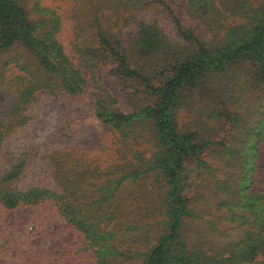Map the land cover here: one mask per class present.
I'll return each instance as SVG.
<instances>
[{
    "label": "rangeland",
    "instance_id": "obj_1",
    "mask_svg": "<svg viewBox=\"0 0 264 264\" xmlns=\"http://www.w3.org/2000/svg\"><path fill=\"white\" fill-rule=\"evenodd\" d=\"M14 1L77 89L0 47V264H150L173 224L165 264H264V40L214 64L253 40L264 0Z\"/></svg>",
    "mask_w": 264,
    "mask_h": 264
},
{
    "label": "trees",
    "instance_id": "obj_2",
    "mask_svg": "<svg viewBox=\"0 0 264 264\" xmlns=\"http://www.w3.org/2000/svg\"><path fill=\"white\" fill-rule=\"evenodd\" d=\"M253 30V40L248 43H242L237 45L234 48H225L220 51L217 58H214V64H221L222 60H230L236 57L239 53H245L248 50H253L262 43L264 40V19L259 22ZM7 36L8 42L1 41L0 47L4 48L7 45H13L18 41L28 47L29 49L36 52V54L44 60V63L50 67L51 70H56L67 74L68 78L61 76L63 83L66 85V88L70 91L77 89V81L74 78V75L68 73L69 64L65 60L64 56L61 54L60 47L53 40L46 36H39L35 32V28L32 23L27 19L25 11L19 6V4L14 0H0V39L3 36ZM206 61V57L202 55L196 56L190 62L179 67L178 71L168 78L164 84V89L167 97L164 99L163 106L167 109V106L172 102L176 89L182 85L186 80L187 76L199 67L203 62ZM71 81V82H70ZM116 119L118 115L111 114ZM160 125L164 130L171 131L170 126L167 120L161 121ZM175 141L181 142L182 153L186 152V148H190L188 137H181ZM185 145V146H184ZM179 154L176 158L175 166L179 165ZM173 175V170H171ZM3 201L8 206H13L19 196L13 193L5 194L2 196ZM175 223V222H174ZM175 224L172 225L171 231L162 244H159L152 248L149 255L150 264H165V259L163 254L166 251V243L168 237H172L174 232ZM187 261L192 264H196L194 260L190 259L188 256H182L180 258L174 259L172 264L176 262Z\"/></svg>",
    "mask_w": 264,
    "mask_h": 264
}]
</instances>
